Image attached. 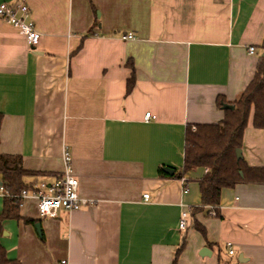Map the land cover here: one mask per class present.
Segmentation results:
<instances>
[{"label": "crops", "instance_id": "obj_1", "mask_svg": "<svg viewBox=\"0 0 264 264\" xmlns=\"http://www.w3.org/2000/svg\"><path fill=\"white\" fill-rule=\"evenodd\" d=\"M26 1L41 33L35 51L0 19V152L21 156L30 185L53 182L67 148L92 203L42 218L36 200H23L20 219L2 224L9 259L172 264L186 240L178 264H264V183L223 188L218 207L196 214L204 235L191 211L207 169L183 173L187 126L222 123L219 99L232 105L254 79L264 0ZM129 32L137 38L120 39ZM254 112L243 158L264 169Z\"/></svg>", "mask_w": 264, "mask_h": 264}, {"label": "trees", "instance_id": "obj_2", "mask_svg": "<svg viewBox=\"0 0 264 264\" xmlns=\"http://www.w3.org/2000/svg\"><path fill=\"white\" fill-rule=\"evenodd\" d=\"M261 48L264 50V41ZM225 104L224 99H219V108L224 109ZM232 105L233 109L224 110L222 123L189 125L185 133L183 173L198 167L207 169V173L199 181L202 204L191 211L194 228L204 235L205 227L198 221L196 214L204 211L207 206L218 207L223 188H234L243 182L264 183L263 168H251L244 158L237 157V150L242 149L244 132L253 107L254 127L264 129V55L259 60L253 81ZM161 173L164 174L163 171ZM33 174L34 172L24 169L21 156H8L0 152V176L6 192L4 209L0 215V236L4 232L2 224L5 220L20 219L19 208L22 201L18 197L23 190L34 184L27 185L23 179ZM185 244L186 240L177 250L172 264H178ZM0 264L21 263L19 260L9 259L5 247L0 244Z\"/></svg>", "mask_w": 264, "mask_h": 264}, {"label": "built area", "instance_id": "obj_3", "mask_svg": "<svg viewBox=\"0 0 264 264\" xmlns=\"http://www.w3.org/2000/svg\"><path fill=\"white\" fill-rule=\"evenodd\" d=\"M0 19L16 27L25 37L29 48L32 51L36 50L41 33L32 20L31 9L26 0L0 3ZM136 38V32L120 35V39L123 41L135 40ZM249 53L254 55L256 53L255 47H250ZM149 117L150 114H147V118ZM63 162L64 170L56 176L53 182H36L30 188L23 190L18 197L21 201L25 199L36 200L38 212L42 218L56 217L60 210L70 213L78 211L92 203L81 198L79 194V180L74 172L71 154L67 148L63 150ZM4 191L3 186H1L0 194L5 197L6 193ZM144 198L148 199L149 195H145ZM188 217L189 213L184 212L182 214L179 224L181 229H186ZM230 253H233V251H230ZM61 264H68V261L62 260Z\"/></svg>", "mask_w": 264, "mask_h": 264}, {"label": "water", "instance_id": "obj_4", "mask_svg": "<svg viewBox=\"0 0 264 264\" xmlns=\"http://www.w3.org/2000/svg\"><path fill=\"white\" fill-rule=\"evenodd\" d=\"M223 108L224 109H233L234 108V106L233 105H231V104H225L224 106H223ZM237 157H238V159H241V158H243V152H242V149H238L237 150ZM166 173H169V174H172L173 173V171L172 170H170V169H165L164 170ZM211 253L208 249H203L202 251H201V254H205L206 255V253Z\"/></svg>", "mask_w": 264, "mask_h": 264}]
</instances>
